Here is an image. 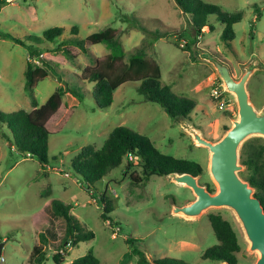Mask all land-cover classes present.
I'll use <instances>...</instances> for the list:
<instances>
[{"label":"rangeland","instance_id":"1","mask_svg":"<svg viewBox=\"0 0 264 264\" xmlns=\"http://www.w3.org/2000/svg\"><path fill=\"white\" fill-rule=\"evenodd\" d=\"M205 1L229 12L243 13L242 20L234 25L236 37L231 46L221 37L224 25L216 15H211L208 22L215 26L214 30L204 28L192 48H180L178 43L184 46L191 39L180 36V32L191 25L190 16L176 0H0V111L34 109L26 88L25 70L29 60L35 64L39 60L36 54L29 57L38 48L28 36L42 35L56 26L64 27L65 32L57 42L45 44L51 48L61 39L73 37V27H78V36L82 38L109 26L122 31L121 42L126 51L144 39L153 41L149 56L161 66L162 84L170 86L176 96L197 101L188 119L174 120L160 104L144 100L138 92L140 82L128 81L115 91L113 104L100 109L94 97V83L83 82L78 74L81 75V66L92 63L93 56L107 55L108 46H93L91 58L69 45L77 57L75 62L62 53L43 51L42 56L58 61L62 67L35 87L39 105L65 83L79 89L83 99L78 103L69 96V102L68 94L64 96V109L51 121L56 132L49 138V164L44 169L36 157L23 153L4 138L3 131H8L0 122V264H33L30 256L34 247L42 244V233L50 242L46 249H54V245L64 241L66 222L52 211L53 198L72 204V212L95 233L93 239L77 247L65 242L70 254L63 264L89 252L101 264H136L134 248L145 251L151 264L165 257L189 264H222L203 257L208 247L219 243L209 219L211 213H221L234 225L242 246L236 253L239 264L256 263L259 252L250 250V242L232 209L210 207L197 218L173 213L174 204L185 205L196 199L191 187L167 175H152L149 180L134 184L131 175H142V170L137 163L128 167L126 158L90 190L71 165L84 146L101 148L116 126L126 125L148 135L161 152L199 162L204 169L199 175L200 184L214 189L212 192L218 190L210 173V151L196 144L187 126L217 141L239 117V106L236 96L225 89L215 66L202 58L198 49L228 63L237 79L255 62L258 66L247 87L255 107L263 109L264 0ZM138 24L156 34L148 35ZM13 37L23 39L25 44ZM215 87L221 89L219 98L213 95ZM255 138L264 140L263 136L249 137L242 144L240 155L243 145ZM103 193L113 203V212L108 214L111 218L106 221L101 217ZM128 238L135 240L129 243ZM52 255L51 251L45 264H56Z\"/></svg>","mask_w":264,"mask_h":264},{"label":"trees","instance_id":"2","mask_svg":"<svg viewBox=\"0 0 264 264\" xmlns=\"http://www.w3.org/2000/svg\"><path fill=\"white\" fill-rule=\"evenodd\" d=\"M176 2L182 11L190 16L191 25L189 29L185 28L180 32V36L191 37L184 46L178 43L180 48L183 50L192 48V45L198 42L199 35L204 28L214 30L215 26L208 22L211 15H216L218 21L224 25L221 37L227 46H231L236 37L234 25L242 20V12H229L220 5L205 0H176ZM138 27H141L148 35L156 34L142 24H138ZM191 30L194 31V36H191L193 34ZM64 32V27L56 26L46 29L42 35L28 36L33 46L38 48V51L31 52L29 57L36 54L39 60L38 64L29 60L25 70L26 88L34 109L31 111L25 109L14 112L0 111V122L8 131L7 133L3 131L4 138L9 139L23 153L36 157L43 169L49 164V138L56 132L51 121L61 112V109H64V96L68 94L78 103L83 99L79 89L65 83L57 87L45 103L39 105L35 96V87L57 67L59 69L62 67L58 61L42 56L43 51L52 52L55 55L62 53L75 62L77 57L68 48L69 45L78 47L82 53L92 58L91 48L97 44H105L110 52L102 58L93 56L92 63L81 66V75L78 74V78L83 82L94 83V97L98 108L106 109L111 106L114 102V93L122 84L128 81H138L140 82L138 92L145 101L160 104L168 116L174 120L179 121L190 117L197 101L176 96L170 86L162 84L161 66L158 61L149 56L153 41L144 39L140 45L126 51L121 42L122 31L109 26L82 38L78 36V27H73V37L61 39L54 48L45 45L57 42ZM13 38L18 43L25 44L23 39ZM130 153L133 154L132 159H129ZM126 158L129 159L128 167L137 163L142 170V175L136 173L131 175V182L134 184L147 181L152 175L166 176L172 172H189L200 175L204 172L199 162L161 152L148 135L126 125L116 126L109 133L101 148L93 145L84 146L72 159L71 165L74 172L92 190L95 182L103 180L112 170L120 167ZM240 159L245 165V170L240 172L241 176L255 188V195L264 205V140L255 138L245 143ZM209 190L214 191L211 188ZM100 200L104 206L101 217L104 221L109 220L111 217L108 214L113 212V203L106 193L101 194ZM51 209L56 216L63 218L66 222V235L60 245H54V249H46L50 242L48 237L42 233V244L36 245L30 256L33 264H45L51 251L56 264H63L66 256L70 254L65 242L72 247H77L81 242L95 237V233L89 230L72 212V204L59 198H53ZM209 219L219 243L208 247L203 257L218 262L228 261L230 264H239L236 253L241 250L242 246L234 225L221 213H211ZM134 240V238L127 239L129 243ZM132 253L138 257L136 264H151L142 249L134 248ZM155 262L158 264H189L184 260L169 257L157 258ZM69 264H101V260L94 253L89 252Z\"/></svg>","mask_w":264,"mask_h":264},{"label":"water","instance_id":"3","mask_svg":"<svg viewBox=\"0 0 264 264\" xmlns=\"http://www.w3.org/2000/svg\"><path fill=\"white\" fill-rule=\"evenodd\" d=\"M202 58L210 61L224 82L225 89L236 96L239 106V117L233 126L219 140L205 137L201 131L188 125L187 129L199 146L210 151V173L218 184V190L212 192L200 184L199 175L189 172H172L167 176L191 187L196 199L189 204L173 205V213L186 218H197L210 207H228L233 210L240 222L250 250L258 251L259 258L255 264H264V205L255 195V188L242 178L240 172L245 165L240 162V148L251 136L264 137V108L259 110L251 101L247 84L257 68L251 62L240 79L235 78L231 66L217 56L198 49ZM2 248L0 246V255ZM154 264H158L155 261ZM222 264H230L223 261Z\"/></svg>","mask_w":264,"mask_h":264},{"label":"built area","instance_id":"4","mask_svg":"<svg viewBox=\"0 0 264 264\" xmlns=\"http://www.w3.org/2000/svg\"><path fill=\"white\" fill-rule=\"evenodd\" d=\"M213 95H214L216 98H219L220 95H221V89H220L219 87H215V88L213 89ZM132 158H133V154L130 153V154H129V159H132ZM67 175H69V174H67ZM2 260H4V257H2Z\"/></svg>","mask_w":264,"mask_h":264},{"label":"crops","instance_id":"5","mask_svg":"<svg viewBox=\"0 0 264 264\" xmlns=\"http://www.w3.org/2000/svg\"><path fill=\"white\" fill-rule=\"evenodd\" d=\"M66 96V95H65ZM68 98H69V95L67 96ZM50 205H51V203H50Z\"/></svg>","mask_w":264,"mask_h":264}]
</instances>
